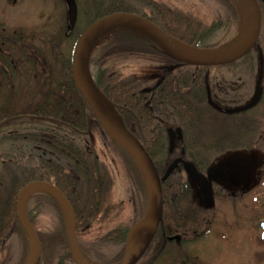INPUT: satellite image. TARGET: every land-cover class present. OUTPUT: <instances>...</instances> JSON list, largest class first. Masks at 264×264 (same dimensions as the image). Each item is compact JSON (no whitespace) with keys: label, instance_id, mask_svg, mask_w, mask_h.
Segmentation results:
<instances>
[{"label":"trees","instance_id":"1","mask_svg":"<svg viewBox=\"0 0 264 264\" xmlns=\"http://www.w3.org/2000/svg\"><path fill=\"white\" fill-rule=\"evenodd\" d=\"M216 1L221 5L222 12H218L210 22L190 11L172 7L165 0H93L92 4L94 8L101 9L96 19L113 13L134 14L148 18L184 45L210 50L219 44H207L206 40L221 30L227 36L229 27L238 22V0ZM259 4L264 20V3L259 1ZM263 34L264 29L257 44ZM137 38L141 37L132 31L119 30L91 54L88 64L89 68L95 69L94 83L113 105L125 126L127 121L135 123L141 143L156 164V170L162 176L169 172L164 186H179L178 190H183L189 186V180L199 188L200 185L190 174V170L194 169L209 184L212 181L210 176L202 174L210 165L208 156L235 149H251L260 144L259 121L249 113L251 107L229 90L225 101L230 111H224L221 105L212 107L211 94L217 95L221 91L216 89L213 75L212 78L207 77L208 71L215 66L177 65L166 58L168 63L158 67L163 68L155 78H124L119 66L104 56L109 51H121L124 57L127 54L131 58V54L140 48L144 59H152V50L147 43ZM58 44L54 47L53 62L59 66L49 64L54 75L53 107L46 110L47 105L36 113L24 112L22 100L29 95H20L13 103L7 90L6 106L11 108L0 113V264H25L29 256V238L16 217L15 209L18 193L26 184L34 181L53 184L76 205L82 202L91 205L113 202L114 179L105 157L100 156L91 138L95 131L100 132V144L110 148V154L121 164L125 195H131L136 189L142 190V204L145 203L146 186L141 169L123 146L111 142L104 133L87 102L75 88L72 60L63 58ZM249 56L251 54L216 68L242 64L241 61L249 59ZM250 67L245 68L247 72ZM235 75H241L240 82L246 79L242 71ZM251 76L255 78L256 74L251 73ZM33 95H41L42 100L44 96L45 102L48 101L46 90L41 91L40 86ZM221 96L225 97L222 93ZM213 124L223 132L218 143L213 147L199 145ZM50 127L53 128V145L47 142ZM175 128L179 129L175 131ZM169 132L173 133L174 139L183 138V141L176 146L173 139L171 146ZM50 146H53L55 155L53 162L47 155ZM50 168H53V173H50ZM180 168L182 172L178 173ZM68 169L70 173L66 172ZM80 186L84 188L75 190ZM98 188L103 192L96 190ZM25 208L41 245L37 264H74L69 256L63 213L57 200L41 191L28 198ZM95 211L90 208L87 213ZM75 213L78 217L79 211L75 210ZM99 219L104 220L105 215L100 214Z\"/></svg>","mask_w":264,"mask_h":264},{"label":"flooded vegetation","instance_id":"2","mask_svg":"<svg viewBox=\"0 0 264 264\" xmlns=\"http://www.w3.org/2000/svg\"><path fill=\"white\" fill-rule=\"evenodd\" d=\"M27 1L28 0H26V2ZM31 1L33 3L34 0H30V2ZM55 1L56 0H36L35 6L31 5L29 7L27 4L28 9H34L35 11L22 14L17 11V8L23 4L22 0H0V113L6 108H11L6 106L7 88L11 83L21 84L22 82H26L27 87L29 89L31 88L32 92L35 90V93L40 86L41 91L44 92L46 90V94H48V101L46 100V102L44 96L43 100L41 99V95H30L26 97L22 100L25 104L22 111L36 113L40 108L46 107L47 105L46 110L53 107L54 75L52 70H50L49 64L51 62L53 64V53H51V51L53 52L55 47V33L53 32V24H55L53 15ZM59 1L63 2L66 10V16L64 18L65 25L61 27L60 31L62 35L69 38L77 26L79 3L77 0H74L76 5V19L71 26L68 21L67 4L65 0ZM259 1L264 3V0H258V2ZM88 11L93 14V19L90 21L87 28L98 20L95 17L100 16L101 9L100 7H95ZM145 19L149 20L148 18ZM149 21L152 22L151 20ZM263 29L264 20L261 13V30ZM119 30L134 32L141 37L137 39L144 40V42L147 43V47L152 50L151 61L143 58L144 55L140 54V48H137L136 51L131 54V58L126 54L125 56L127 59L133 61L134 58H140L139 61L144 65H153L156 67L166 66V63H168L166 58L168 57L163 52L162 47L154 40L129 28H120ZM115 34L116 32L110 39H112ZM259 44H261V42L258 44L256 43L253 49L263 48L264 50V44L262 43L263 45L260 46ZM43 48L49 51L47 54V56H49L48 59L46 56H43V53H40V50ZM49 59L51 62H49ZM172 62L178 65L177 62L173 60ZM40 104L41 106H39ZM123 125L125 126L124 123ZM126 125L128 127H125L141 143L135 128V123L127 121ZM260 128L261 126L257 130L258 135L261 136L259 133ZM178 129L179 128H175L174 130L177 131ZM179 135L182 136L181 133H179ZM260 136L258 137L260 138ZM181 139H174L176 146L183 141V138ZM47 142L53 145L52 127L48 128ZM141 144L146 150L144 143ZM236 150L238 149L230 151ZM147 153L149 154L148 151ZM47 155L49 161L53 162L55 157L53 146L48 147ZM154 165L157 167L156 164ZM229 167L230 166L227 165L222 166L223 175L226 178L235 170V168L232 170V168ZM214 169L213 167L210 172L206 169L202 174H204V176H207V174L211 176ZM66 172L70 173L69 169ZM179 172H182L181 168L178 169V173ZM50 173H53V168H50ZM158 174L162 177V174L159 172ZM219 179H211L212 181L209 182L207 187L208 193L206 198L201 195L200 189L196 185L191 184L189 180H187L189 186L184 187L183 190H178L179 186H164L163 182H161V213L156 223L151 221L147 224L148 230L140 240L137 241L136 237L140 236L142 229L135 234L133 241L138 245L136 250L138 252L141 251V255L138 257L135 264H184V262H189L190 264H209L206 253L211 238H213L211 233H214L216 220L223 218L222 221L227 223V225L224 224L223 227L221 226L222 229L217 231L218 233H231L228 229L230 223L226 212L232 211L235 216L238 217V219L235 220L234 227L240 230V226L245 223L247 210L242 197H239L237 202L233 204H224L225 208H218L219 203H216L217 200L220 198L224 200L223 195L218 193L219 188H217L215 184V180ZM83 188V186H80L79 188H75V190H82ZM75 190H73L74 194ZM96 190L103 192L100 188ZM127 191L129 192V188ZM125 193L122 198L114 195L113 202L110 204L106 202H96L93 204L94 206L89 202L78 203L79 205L73 204L63 194L69 202L73 212L78 251L88 264L122 263L125 255L127 234L129 230L142 219L147 208L146 188L144 205L142 204L143 198L141 199L143 195L142 190L136 189L131 195H125ZM119 200L122 201L119 202ZM125 205H127V208L125 215H123L122 212L125 210ZM90 208L96 210L95 213H87ZM75 210L79 211L78 217L76 216ZM25 213L29 219L26 208ZM62 213L67 236L68 224L63 209ZM100 214L102 216L105 215L104 220L100 221ZM16 217L18 219L17 212ZM261 223L264 224V222ZM218 233L216 234L217 236L219 235ZM257 233L264 234V230ZM69 256L75 264L70 249Z\"/></svg>","mask_w":264,"mask_h":264},{"label":"rangeland","instance_id":"3","mask_svg":"<svg viewBox=\"0 0 264 264\" xmlns=\"http://www.w3.org/2000/svg\"><path fill=\"white\" fill-rule=\"evenodd\" d=\"M77 1L79 3V18L77 26L69 38L62 35L60 31L61 27L65 25L64 18L66 16L63 2L56 0L54 3V40L55 44L59 43V52L65 60H72L78 37L87 29L88 24L93 19V14L88 11L94 8L92 4L93 0ZM22 2V6L17 8L18 12L25 14L35 11L34 9H28L27 4L29 7L31 5L35 6L36 0H34L33 3L32 1L30 2V0L27 2L26 0H22ZM165 2L172 7L190 11L206 22H210L218 12H222L221 5L218 4L216 0H165ZM236 7L238 10V22L229 27L228 31H226L228 35L226 36L223 30L218 31L206 40L207 44H219L216 48H221L229 43L237 45L244 39L249 30V13L246 5L240 1L236 3ZM119 29V27H116L102 32L98 36L96 43L92 46L90 55L97 52L101 46L105 45L110 40L111 36ZM261 39V44H259V46L264 44V34ZM44 49L45 48L41 49L40 53H43V56H46L48 59L49 56H47V54L49 51ZM54 50L53 52L51 51V53H54ZM248 54H251V56L248 57L249 59L241 61L242 64L230 65L223 69H217L215 66V68L210 69L207 73L208 78H212L211 75H213L216 89L221 90L217 95L211 94L212 107H219V105H221V109L229 112L230 109L226 106L227 102L225 101L229 96L227 93V90H229L231 93L235 94V96L242 99L244 103L246 102L248 107H251L249 113L258 119L259 126H261L259 132L261 134V136L259 135V139L261 140L260 144L255 145L251 149L242 148L222 154L212 153L211 156L207 158L210 163L207 168L208 172H210L213 167L220 168L222 171L221 178L215 180V184L217 188H219L218 193L223 195L224 199L222 200L220 198L217 200L216 203L220 204V206L218 204V208H225L224 204L230 205L237 202L239 197L244 199V204L247 207L245 223L240 226V230L234 227L235 220L238 219V217L235 216L232 211L226 212L230 223L228 229L231 233H218L217 231H220L223 225H227V223L222 221L223 218L216 220L214 233H211L213 238H211L206 253L209 264H264V234L257 233L264 230H261L259 227V224L264 222V50L263 48L251 49ZM104 58L115 62L117 66H119L124 78H155L160 74L163 68H158L153 65H144L139 61L140 58H134L133 61H130L122 55L121 51H109ZM151 60L152 59H148V61ZM49 62H51L50 59ZM54 65H57V67L59 66L57 62H55ZM248 66L251 67L247 72L245 68H248ZM239 71L245 74L244 77L246 79L243 82H240L241 75H235V73ZM94 73L95 69L90 67V74L92 77ZM251 73H253V75L256 74L255 78L251 76ZM7 89L13 103L20 95L27 94L32 96L35 94V90L32 92V89L27 87L26 82H22L21 84L11 83ZM221 93L225 96L224 98L221 96ZM238 101L239 99H237L236 103H238ZM118 111L121 112L120 109H118ZM221 130L219 126L213 124L210 127V132L198 144L210 145L213 147L218 143L219 137L223 134ZM91 138L97 145L98 153L100 152L101 157H105L104 160L109 166V171L114 179V195L119 198L124 197V175L121 164L118 163L113 154H110V148L100 144L99 131H95ZM99 144L101 147H99ZM226 165L230 166L229 168H232V170L235 168L234 172L227 178L223 175L222 170V166ZM185 178H187V176H185ZM199 189L202 193L201 195L206 198L207 195L200 186ZM38 192L41 191L34 192L32 195ZM124 208L125 210L122 212L123 215L126 213L127 205H125ZM217 233L219 234L218 236L216 235ZM184 264L190 263L184 262Z\"/></svg>","mask_w":264,"mask_h":264},{"label":"water","instance_id":"4","mask_svg":"<svg viewBox=\"0 0 264 264\" xmlns=\"http://www.w3.org/2000/svg\"><path fill=\"white\" fill-rule=\"evenodd\" d=\"M238 1L244 3L247 7L250 18L249 30L241 42L225 52H215L218 48L203 50L184 45L180 41L168 36L149 20L128 13H114L98 19L80 35L76 42L71 63L74 86L87 102L94 117L107 137L113 143L123 146L130 153L141 169L145 180L147 190V208L142 219L137 222L127 234L125 255L121 264H135L138 257L141 255V251L138 252L134 245L133 240L135 234L151 221H154L155 223L158 221L162 209L161 182H164L167 179L169 172L160 177L151 157L140 141H138V139L123 125L121 120L118 123L113 124L104 115L99 104V99H105V97L95 85L90 74L88 64L90 52H88V48L91 46L93 40L104 31L116 27L129 28L154 40L160 47H162L166 56L178 64H187L195 67L227 65L245 57L251 49L254 48L261 31V8L258 0ZM65 2L68 7V21L72 26L76 19V5L74 0H65ZM182 47L189 50L203 52L206 53V55H190L183 52ZM169 136L171 142L170 144L172 146L174 139L173 133L169 132ZM190 174L192 177L194 176L197 183L207 195V187L209 184H206L203 178L199 177L195 169L190 170ZM221 174V169L215 168L212 171L210 178L219 179ZM37 191H44L51 194L63 209L68 224L67 238L70 253L75 264H84L76 243L74 216L70 204L63 193L56 186L43 181H34L26 184L19 191L16 200L17 216L22 227L26 231L30 242V252L25 264H36L41 252V245L37 233L25 213V204L28 198L32 195V193ZM260 228H264L263 223L260 224Z\"/></svg>","mask_w":264,"mask_h":264},{"label":"bare ground","instance_id":"5","mask_svg":"<svg viewBox=\"0 0 264 264\" xmlns=\"http://www.w3.org/2000/svg\"><path fill=\"white\" fill-rule=\"evenodd\" d=\"M99 36V35H98ZM98 36L93 40V42L91 43V46L88 48V52L91 51L92 49V46L96 43V41L98 40ZM234 47L233 44H226L224 46H222L221 48H218L215 50V52H225V51H228L230 49H232ZM182 50L183 52L187 53V54H190V55H206V53H203V52H198V51H195V50H189L185 47H182ZM242 59V58H241ZM240 60V59H239ZM99 104H100V107L104 113V115L108 118V120L110 122H112L113 124H116L120 121L119 117L117 116L114 108L112 107V105L106 101L105 99L103 98H100L99 99ZM202 186V184H201ZM148 225H145L143 228H142V231L140 232V236H137L136 237V240H140L147 232L148 228H147ZM135 247H137L138 245L135 244ZM84 264H88L84 259Z\"/></svg>","mask_w":264,"mask_h":264}]
</instances>
